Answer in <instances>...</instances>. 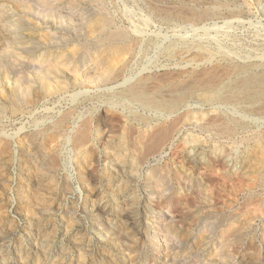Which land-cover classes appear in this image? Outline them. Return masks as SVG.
<instances>
[{
  "label": "rangeland",
  "instance_id": "rangeland-1",
  "mask_svg": "<svg viewBox=\"0 0 264 264\" xmlns=\"http://www.w3.org/2000/svg\"><path fill=\"white\" fill-rule=\"evenodd\" d=\"M19 42L0 264H264V0H0Z\"/></svg>",
  "mask_w": 264,
  "mask_h": 264
},
{
  "label": "bare ground",
  "instance_id": "bare-ground-1",
  "mask_svg": "<svg viewBox=\"0 0 264 264\" xmlns=\"http://www.w3.org/2000/svg\"><path fill=\"white\" fill-rule=\"evenodd\" d=\"M89 23V25H87V27H88V29L91 31L90 33H92L93 34V31L94 32H96L97 30L99 31V30H103L106 26H107V23L105 22V19H102V17L100 18H95V19H93V20H91L90 22H88ZM37 28V27H36ZM40 31V30H39ZM106 31V30H105ZM104 31V32H105ZM42 32H44L43 30H42ZM102 32V31H101ZM100 32V33H101ZM103 32V33H104ZM15 32H13V34H14ZM41 33V32H40ZM47 33V32H46ZM45 32L44 33H41V34H39L40 35V39H44V40H46L45 38L47 37V36H49V35H47ZM16 34V33H15ZM121 34V33H120ZM20 36V35H19ZM115 36V35H114ZM117 36V35H116ZM116 36H115V39H117L116 38ZM124 36V35H123ZM16 37V36H15ZM106 37H108V36H106ZM110 37V36H109ZM120 37V36H119ZM12 38L14 39V37L12 36ZM11 38V39H12ZM17 38V37H16ZM19 38V37H18ZM111 38H114V37H112L111 36ZM110 38V39H111ZM12 39V40H13ZM42 39V40H43ZM48 39V38H47ZM101 39V38H100ZM110 39H109V41H110ZM115 39H113V40H115ZM121 39V38H120ZM16 40V39H15ZM41 40V41H42ZM22 41H24V39L22 40ZM21 41V42H22ZM108 41V40H107ZM112 41V40H111ZM116 41V40H115ZM115 41L113 42V43H115ZM10 42V41H9ZM13 42V41H12ZM25 42V41H24ZM18 43V42H17ZM20 43V42H19ZM28 43V42H27ZM118 42H116V45L118 46V44H117ZM120 44H119V46L120 47H117L120 51L121 50H123V47H121V43L122 42H119ZM16 44V43H15ZM20 44H22V43H20ZM11 45H13V43L11 44ZM18 45V44H17ZM19 46V45H18ZM111 46V45H110ZM22 47H23V44H22ZM27 47V46H26ZM25 47V48H26ZM20 48V47H19ZM72 48V47H71ZM18 49V48H17ZM28 49V48H27ZM27 49H25L26 51H24V47H23V49L21 50V48L19 49V50H21V51H19V50H16V49H13V48H4V49H2V50H0V61L1 62H3V64L0 62V67H3L2 69H3V71H2V69H0V72H4V70L5 69H7V68H14L15 66H16V64L18 63V62H20V64L21 63H23V57H22V55L26 52V53H28L29 52V54H27V55H34V54H36V53H34V54H31V52L30 51H28L27 52ZM30 49V48H29ZM73 50H74V47L72 48ZM77 48H75V50H76ZM115 50H116V48H115ZM124 50H125V48H124ZM77 51V50H76ZM50 52V51H49ZM71 52V51H70ZM96 52V51H95ZM112 52V51H111ZM25 53V54H26ZM75 53V52H74ZM118 53V52H117ZM61 54V53H60ZM63 54V53H62ZM72 54V53H71ZM96 54V56H97V53H95ZM95 54H94V57H96L95 56ZM119 54H120V52H119ZM52 55V54H51ZM51 55H49L48 53H46V52H43V53H41V54H39L38 55V60H41V61H46V59L48 60L50 57H51ZM99 55V54H98ZM24 56V55H23ZM34 56H36V55H34ZM63 56V55H62ZM57 57V56H56ZM59 57V56H58ZM97 57H99V56H97ZM96 57V58H97ZM25 58V57H24ZM60 58H61V55H60ZM95 58V59H96ZM53 59V58H52ZM58 59V60H57ZM51 60V59H50ZM99 60H100V58H99ZM99 60L97 61V63L99 62ZM17 61V62H16ZM53 61V60H52ZM51 61V62H52ZM54 61H55V63L53 64L52 63V65L49 67L48 66V70H49V68H50V70L52 69L53 71H57V72H59V71H62V70H65V69H62L61 70V68H63L64 67V63H65V61L63 62L62 60H60L59 58H55L54 59ZM96 61V60H95ZM100 63H102V62H100ZM1 64H2V66H1ZM99 64V63H98ZM67 66V65H66ZM107 67V66H106ZM47 68V67H46ZM105 68V67H104ZM104 68H103V70H104ZM68 69V68H67ZM8 71V70H7ZM102 71V70H101ZM5 72H6V70H5ZM9 72V71H8ZM11 72V71H10ZM50 72V71H49ZM51 73V72H50ZM60 73V72H59ZM101 73V72H100ZM99 73V74H100ZM111 73H112V71H111V69L109 68V66L107 67V68H105V70L98 76V78L99 79H107V78H109L110 76H111ZM1 74V73H0ZM57 74V73H56ZM5 75V74H4ZM56 77V76H55ZM104 81V80H103ZM106 82V81H105ZM61 82H59V84H60ZM57 84V83H56ZM58 84V85H59ZM62 85V84H61ZM45 88L47 89V90H49V89H53V87H54V89H55V87L57 86V85H55V86H53L52 84H50V82H48V81H46L45 82ZM60 86V85H59ZM58 86V87H59ZM57 88V87H56ZM129 94L132 96V97H137V98H143V93L142 92H140L139 90H133V89H131V90H129ZM159 103V102H158ZM159 105H165V106H171L170 105V103H164V102H160L159 103ZM263 164V163H262ZM264 167V166H263ZM242 176V175H241ZM262 176H264V174L262 175ZM238 177V176H237ZM240 177V176H239ZM239 177H238V179H239ZM243 177V176H242ZM259 177V176H258ZM261 177V176H260ZM242 179V178H241ZM244 179V178H243ZM242 179V180H243ZM253 179H257V178H253ZM260 179V178H259ZM263 179H264V177H263ZM237 180V179H236ZM240 180V179H239ZM258 180V179H257ZM244 181V180H243ZM242 181V182H243ZM255 181V180H254ZM253 181V182H254ZM261 182H262V179L260 180ZM238 182V181H237ZM237 182H232V183H234V186L236 185L235 183H237ZM248 182V181H247ZM246 181H245V185H246V183H247ZM253 182H251V184L253 183ZM250 183V182H249ZM255 183V182H254ZM258 183V182H257ZM241 184V183H240ZM239 184V185H240ZM261 185V184H260ZM237 186H238V184H237ZM263 186V185H262ZM250 189V188H249ZM163 223V222H162ZM232 224V223H231ZM229 225H230V223H229ZM229 225H227V227L229 226ZM250 225V224H249ZM231 226V225H230ZM229 226V227H230ZM234 228V226H231V228ZM235 227H237V226H235ZM226 228V227H225ZM237 228H241L242 229V227H237ZM236 228V229H237ZM229 229V228H228ZM228 229H226V230H228ZM235 229V230H236ZM241 229H239V230H241ZM262 230L261 231H264L263 230V228H261ZM224 230V229H223ZM225 230V231H226ZM229 232V231H228ZM237 232V231H236ZM225 233V232H224ZM223 233V234H224ZM232 233V232H231ZM230 233V234H231ZM229 234V235H230ZM262 234H264V233H262ZM224 236V235H223ZM263 236V235H262ZM225 240V239H224ZM264 240V239H263ZM226 241V240H225ZM168 242V241H167ZM174 242V241H173ZM216 255H218L219 256V254H216ZM230 260V259H229ZM260 263V262H259Z\"/></svg>",
  "mask_w": 264,
  "mask_h": 264
}]
</instances>
